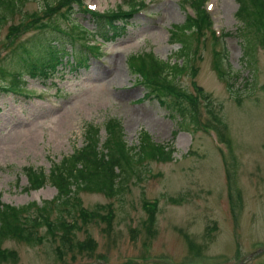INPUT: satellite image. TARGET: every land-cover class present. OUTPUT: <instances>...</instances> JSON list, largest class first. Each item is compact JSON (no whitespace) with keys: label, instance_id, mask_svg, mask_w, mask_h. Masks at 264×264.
Listing matches in <instances>:
<instances>
[{"label":"rangeland","instance_id":"1","mask_svg":"<svg viewBox=\"0 0 264 264\" xmlns=\"http://www.w3.org/2000/svg\"><path fill=\"white\" fill-rule=\"evenodd\" d=\"M45 2L26 0L22 14L0 24V87L11 88L0 90L2 201L15 206L42 205L56 197L58 190L50 181L39 189H28L23 168L43 169L49 175L54 164L85 145L87 123L100 128L101 144L107 138L109 119L117 118L128 145L136 146L145 130L156 142L173 141L176 151L173 161L137 165L142 173L139 169L121 194L82 191L86 208L102 214L113 212L111 225L98 218L79 220L82 228L71 236L73 250L64 248L62 259L57 251L59 239L47 234L44 226L38 232L44 238L37 245L6 240L3 247L17 251L18 258L0 264H264V48L251 30L248 36L256 45L255 59L252 65L245 63L249 41L241 33L238 2L208 0L215 30L224 36L216 45L212 32L192 33L188 38L192 57L187 64L178 54L180 42L171 37L174 26L183 24L192 13L184 0H84L96 12L115 10L119 5L127 10L130 2H142V11L117 21L118 32L107 39L98 34L100 24L76 5L73 27L79 24L88 29V39L78 38L73 53L84 54L87 65L72 62L70 53L62 52L64 62L57 71L31 76L29 66L16 63L13 68L15 45L32 48L41 60L39 66L52 55L49 43L72 52L67 33L58 28L28 30L35 23L32 19L16 37L6 38L8 27L29 13L46 17ZM62 5L68 8L64 0ZM52 22L66 31L73 29L66 21ZM96 40L103 44L95 52L83 43L94 46ZM145 52L158 60L187 64L175 80L176 86L192 95L202 87L213 114H206L200 102L201 119L215 127H206L207 131L172 106L143 99L146 89L131 63ZM217 56L219 60H215ZM1 69H21L25 89L16 91L9 78L2 77ZM173 131H178L174 140ZM172 198L180 202L173 203ZM155 200L151 208L156 217L149 230L145 205ZM30 213L38 215L34 208ZM63 214L74 220L67 210ZM57 215L55 210L51 218ZM89 238L96 243L95 249L80 250L77 241ZM252 255L250 261L241 263Z\"/></svg>","mask_w":264,"mask_h":264},{"label":"trees","instance_id":"2","mask_svg":"<svg viewBox=\"0 0 264 264\" xmlns=\"http://www.w3.org/2000/svg\"><path fill=\"white\" fill-rule=\"evenodd\" d=\"M57 1V0H56ZM45 2V13L39 15L37 12L29 13L26 18L16 24L12 23L9 27V36H17L20 31L27 26V22L32 19L34 25L28 28H50L60 32L67 33L72 40L78 38L88 39L84 29L81 32L66 31L59 23H53L54 19L71 21L72 3H82V0H64L68 8L64 9L63 0L57 2ZM190 3L195 9L197 17H188L183 24L175 25L172 29L171 37L173 40L180 42L178 54L181 58H185L187 64L190 63L192 57V46L188 39L192 33L204 32L209 28L211 17L205 9L206 0H184ZM239 8L237 10L238 20L243 24L241 33L249 43L246 45L245 63L252 65L254 57L255 43L251 41L248 33L253 30L257 44L264 48V0H237ZM26 0H0V24L8 22L12 17L22 14ZM137 2H131V10L119 11L109 10L105 12H91L92 18L100 24L98 34L109 39L119 30L117 21L132 16L136 11ZM85 11V10H84ZM88 12V11H85ZM23 18V17H22ZM46 21L37 25L41 20ZM79 24L74 26L75 31L78 30ZM246 32V33H244ZM83 33V34H82ZM228 33H226L227 35ZM10 41H14L11 39ZM217 41V40H216ZM1 42V41H0ZM8 42L4 46L9 45ZM86 48L99 50L96 45L90 46L88 42H83ZM88 44V45H86ZM48 52L52 55L49 60L41 62L39 57L35 56L27 44L19 43L14 46L12 63L16 67V63H21L22 67H27L28 72L32 75L43 74L48 75L58 70L59 64L62 63V52L58 47L48 44ZM252 56V59L250 58ZM180 58V59H181ZM89 59L84 61L87 65ZM187 64L176 62L171 64L170 61L158 60L152 54L140 55L136 62L131 63L132 69L138 72L141 77V83L147 88L145 96L157 99L162 105L172 106L178 114L190 119V122L198 127L205 126L209 128L210 124H203L200 113V102L198 96L192 95L184 90H180L176 86V81L186 70ZM223 72V71H220ZM4 77H13L12 86H21L23 83V71L21 69L8 71L1 69ZM223 75V73H221ZM198 92L207 97L201 87ZM210 99L205 108L207 113L213 114V108L209 106ZM217 119V115L214 114ZM215 127V126H213ZM100 128L92 123L85 125L86 143L80 149L75 150L71 155L64 156L63 159L52 166L50 174L47 175L44 170L34 169L33 167H24L23 171L29 180L28 189H39L43 187L47 181H50L58 190V194L51 200H45L42 205L37 202H31L23 206H15L2 201V192L0 191V262L8 260L16 261L18 258L17 251L3 247L8 239H16L26 242L30 245H37L42 242L44 236L39 235V230L46 227L47 234L59 239L57 251L59 257L63 258L64 248L73 250L72 234L82 228L80 221L87 222L95 218L103 219L111 225L113 212L102 214L96 210H89L83 205L80 196L82 191L104 193L109 196H115L126 190L128 183L133 175H136L141 168L137 165H145L149 161L170 162L174 160L176 148L173 141L167 143H159L153 140L152 135L143 130L139 134V143L136 146L128 145L125 139V131L122 122L117 118H110L107 125V138L101 144ZM178 131H173L172 139L174 140ZM173 203H179V199L172 198ZM145 205L149 212V230L152 220L156 217V210L152 209L151 203ZM34 208L38 215L32 216L30 210ZM58 215L53 219L51 215L54 211ZM67 210L69 215L74 219L69 221L63 214ZM80 250L93 251L96 243L92 238L85 242L77 241Z\"/></svg>","mask_w":264,"mask_h":264},{"label":"bare ground","instance_id":"3","mask_svg":"<svg viewBox=\"0 0 264 264\" xmlns=\"http://www.w3.org/2000/svg\"><path fill=\"white\" fill-rule=\"evenodd\" d=\"M237 1V0H236ZM238 2V1H237ZM239 4V3H238ZM239 8V7H238ZM64 28V27H63ZM67 28V27H66ZM65 29V28H64ZM71 40V39H70ZM71 42H72V44H71V46H72V52H70V51H65L64 53V55H67L68 53H70V55H71V58L73 59V61L72 62H77V64H79V65H86V63H85V61H84V59L86 58V57H84V54H75V53H73V49H74V42H75V38H73L72 40H71ZM87 59V58H86ZM62 61H63V59H62ZM67 61H69V59H68V57L66 58V62ZM64 62V61H63ZM176 62H178V60L177 61H175V62H170L171 64H174V63H176ZM61 64V63H60ZM60 66V65H59ZM48 75H50V74H48ZM47 76V75H46Z\"/></svg>","mask_w":264,"mask_h":264}]
</instances>
